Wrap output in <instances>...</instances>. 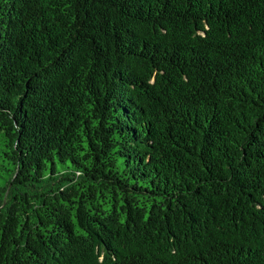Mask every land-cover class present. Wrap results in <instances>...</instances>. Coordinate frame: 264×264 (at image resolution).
Wrapping results in <instances>:
<instances>
[{"label":"trees","instance_id":"1","mask_svg":"<svg viewBox=\"0 0 264 264\" xmlns=\"http://www.w3.org/2000/svg\"><path fill=\"white\" fill-rule=\"evenodd\" d=\"M0 264H264V0H0Z\"/></svg>","mask_w":264,"mask_h":264}]
</instances>
